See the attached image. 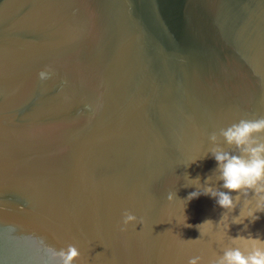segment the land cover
<instances>
[{"label":"water","instance_id":"water-1","mask_svg":"<svg viewBox=\"0 0 264 264\" xmlns=\"http://www.w3.org/2000/svg\"><path fill=\"white\" fill-rule=\"evenodd\" d=\"M260 116L264 0H0V264L69 244L73 264H213L264 239L252 193L187 200L227 191L211 149L238 154L220 130Z\"/></svg>","mask_w":264,"mask_h":264},{"label":"clouds","instance_id":"clouds-1","mask_svg":"<svg viewBox=\"0 0 264 264\" xmlns=\"http://www.w3.org/2000/svg\"><path fill=\"white\" fill-rule=\"evenodd\" d=\"M50 73L41 70L39 76L46 78ZM219 135L223 137L227 145L235 146L238 154H233L225 151L220 146L213 147L211 154L217 164L219 173L218 180L223 181L221 188L227 191H222L217 188L208 186L203 192L193 191L188 194L187 200L197 198L199 195H209L215 198V203L225 211H232L236 208L237 202L241 196L249 197L252 193V198L255 199V209H249L248 217H252L253 221L259 219L255 215L256 212H264V116L254 119L242 118L236 123H232L226 128H222ZM213 143L217 140V133L213 132L209 136ZM199 179V177H196ZM236 192V196L230 193ZM174 193L169 192L167 199L173 200ZM245 203H250V200H245ZM222 214L221 217L225 214ZM187 217L185 216V221ZM137 217L130 212L123 214V225L129 222L136 221ZM211 221L205 220L203 223ZM234 223H241L234 221ZM191 226V225H186ZM125 229L122 227L121 231ZM232 242L244 241L243 250L241 246L227 247L223 251V255L219 256L213 264H264V239L253 237L251 235L245 237L237 235L231 237ZM59 256L62 258V264H73L74 259L80 256L77 247L69 244L65 249L59 251ZM200 257L196 256L189 259L188 264H198Z\"/></svg>","mask_w":264,"mask_h":264}]
</instances>
